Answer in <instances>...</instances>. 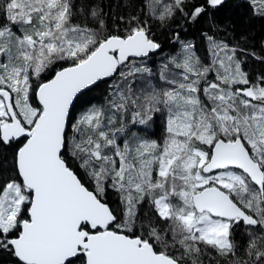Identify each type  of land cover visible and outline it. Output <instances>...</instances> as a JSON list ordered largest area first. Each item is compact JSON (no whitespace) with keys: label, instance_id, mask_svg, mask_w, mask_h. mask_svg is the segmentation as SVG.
<instances>
[{"label":"snow or ice","instance_id":"obj_1","mask_svg":"<svg viewBox=\"0 0 264 264\" xmlns=\"http://www.w3.org/2000/svg\"><path fill=\"white\" fill-rule=\"evenodd\" d=\"M257 22L264 0H0V264H264Z\"/></svg>","mask_w":264,"mask_h":264},{"label":"trees","instance_id":"obj_2","mask_svg":"<svg viewBox=\"0 0 264 264\" xmlns=\"http://www.w3.org/2000/svg\"><path fill=\"white\" fill-rule=\"evenodd\" d=\"M237 9H229L227 10V13L226 15H236L237 14ZM254 34H255V40L253 41L254 44H258L259 41L261 39H264V27H262L260 25L259 22L256 23V25L254 26ZM196 43H197V47H198V51H199V54L204 57L206 56V52H205V47H206V44L204 41H202L198 36L196 38ZM173 50V47L171 45H166L165 47V53H168V52H171ZM93 95L95 96H99V93H94ZM153 131L156 132L157 136L159 135V128L157 127H154L153 128ZM238 239H241L243 240V237H238Z\"/></svg>","mask_w":264,"mask_h":264}]
</instances>
